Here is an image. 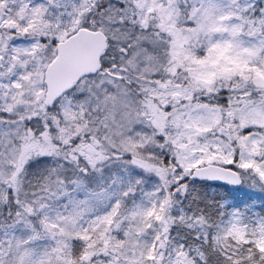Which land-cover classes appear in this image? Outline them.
Masks as SVG:
<instances>
[{"label":"snow or ice","instance_id":"1","mask_svg":"<svg viewBox=\"0 0 264 264\" xmlns=\"http://www.w3.org/2000/svg\"><path fill=\"white\" fill-rule=\"evenodd\" d=\"M0 264H264V0H0Z\"/></svg>","mask_w":264,"mask_h":264}]
</instances>
